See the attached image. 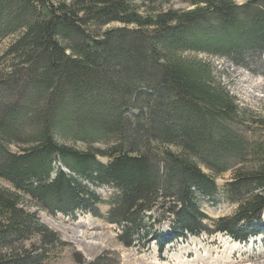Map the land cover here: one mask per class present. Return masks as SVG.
<instances>
[{
	"label": "trees",
	"instance_id": "1",
	"mask_svg": "<svg viewBox=\"0 0 264 264\" xmlns=\"http://www.w3.org/2000/svg\"><path fill=\"white\" fill-rule=\"evenodd\" d=\"M187 1L188 10L143 15L135 0H0V180L12 188L0 190V264H40L42 253L24 249L31 236L36 252L60 244L22 197L92 214L116 226L125 248L156 245L160 255L203 234L264 236V144L237 136L233 97L183 58L239 65L251 50L264 55V0ZM113 23L123 27L101 32ZM56 160L74 178L53 177ZM85 183L118 195L104 204ZM218 190L235 211L212 218L197 194L214 200Z\"/></svg>",
	"mask_w": 264,
	"mask_h": 264
},
{
	"label": "rangeland",
	"instance_id": "2",
	"mask_svg": "<svg viewBox=\"0 0 264 264\" xmlns=\"http://www.w3.org/2000/svg\"><path fill=\"white\" fill-rule=\"evenodd\" d=\"M51 1L61 3L71 0ZM135 1L143 15L155 11H181L191 8L187 0ZM235 1L243 4L248 0ZM119 27L123 26L113 23L102 28L101 32ZM7 44L8 41L0 48V52ZM251 51L253 53L245 54L239 65L224 56L195 52H185L183 58L188 61H197L208 69L214 87L233 97L238 107L236 125L233 129L239 134L238 137L249 141L252 146L264 144V55L256 50ZM132 113L138 114V111ZM67 147L78 151L85 149L81 143L69 142ZM12 149L18 148L13 146ZM99 160L103 164L107 161L102 158ZM59 170L74 178L69 169L61 161L56 160L52 176H56ZM230 177L231 173L217 176L218 185L223 186ZM85 184L97 196L105 200L104 204L118 195L116 191L110 189V186ZM10 189L12 188L8 183L0 180V190ZM197 197L202 210L212 218L229 216L235 211V207L225 203L223 191L218 190L214 200H209L199 193ZM20 208L26 213L36 215L43 226L59 235L60 244L37 252L34 250L40 249V246L36 243L35 237L31 236L29 240L24 241L25 251H32L30 253L33 256L42 253L43 258L40 264H264L263 235L240 244L224 234L214 236L203 234L199 237H189L187 241L180 240L168 246L166 252L160 255L156 245L143 251L125 248L117 240L116 226L106 224L92 214L82 211L69 215L47 212L27 197H22ZM100 208L101 214L105 217L108 205H102ZM261 228L264 229V215ZM1 254L4 252H0Z\"/></svg>",
	"mask_w": 264,
	"mask_h": 264
},
{
	"label": "bare ground",
	"instance_id": "3",
	"mask_svg": "<svg viewBox=\"0 0 264 264\" xmlns=\"http://www.w3.org/2000/svg\"><path fill=\"white\" fill-rule=\"evenodd\" d=\"M110 191V190H109ZM242 246V245H241ZM236 247H238V244H236ZM239 248V247H238Z\"/></svg>",
	"mask_w": 264,
	"mask_h": 264
}]
</instances>
